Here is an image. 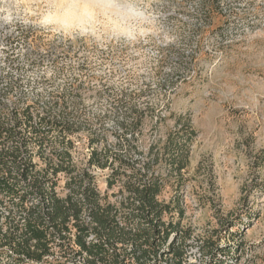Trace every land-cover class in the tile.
<instances>
[{
    "label": "rangeland",
    "instance_id": "rangeland-1",
    "mask_svg": "<svg viewBox=\"0 0 264 264\" xmlns=\"http://www.w3.org/2000/svg\"><path fill=\"white\" fill-rule=\"evenodd\" d=\"M113 3L144 16L97 7ZM53 5L78 6L77 14L89 6L94 28L82 34L43 23ZM110 20L136 27V39L113 36ZM3 76L18 84L16 96L41 98L40 108L52 95L70 106L81 101L79 114L102 118L111 140L136 107L145 150L186 123L195 133L188 167L161 196L179 205L175 248L188 264H211L210 248L219 249L217 263L264 264V0H0ZM116 97L124 100L119 106ZM77 142L83 157L88 151ZM95 175L104 193L107 172ZM11 210L0 205L5 215ZM16 259L0 254V264Z\"/></svg>",
    "mask_w": 264,
    "mask_h": 264
},
{
    "label": "trees",
    "instance_id": "trees-1",
    "mask_svg": "<svg viewBox=\"0 0 264 264\" xmlns=\"http://www.w3.org/2000/svg\"><path fill=\"white\" fill-rule=\"evenodd\" d=\"M16 85L0 77V205L12 209L0 212V254L19 264H188L175 248L179 205L161 196L187 169L194 131L177 122L145 150L136 107L111 140L102 118L79 114L81 101L70 106L52 95L40 108L41 98L16 96ZM77 140L88 151L83 157ZM97 170L107 172L104 193ZM62 181L65 197L57 192ZM216 250L208 249L211 264H221Z\"/></svg>",
    "mask_w": 264,
    "mask_h": 264
},
{
    "label": "clouds",
    "instance_id": "clouds-1",
    "mask_svg": "<svg viewBox=\"0 0 264 264\" xmlns=\"http://www.w3.org/2000/svg\"><path fill=\"white\" fill-rule=\"evenodd\" d=\"M78 6H68L66 9L63 6L53 5L54 10H50L46 13L43 18V23L49 24H60L64 28H78L82 34H87L89 25H93L92 12L89 6H85L82 10V13L77 14L74 10ZM97 7H103L105 9H115L116 15H123L125 19L128 18L129 14L132 16H144L143 11L135 8L132 5L128 4H106V5H97ZM121 9H126L127 11L123 14ZM69 17H73L77 23L73 25L69 21ZM94 28V25H93ZM105 29L110 30L113 36L124 37L127 40H135L138 35V29L134 26L127 25L122 23L119 20H110L105 24ZM95 35V31H93Z\"/></svg>",
    "mask_w": 264,
    "mask_h": 264
}]
</instances>
